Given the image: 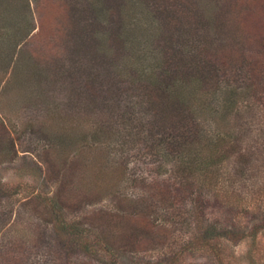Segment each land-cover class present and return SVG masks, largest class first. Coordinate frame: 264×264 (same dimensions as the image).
Returning <instances> with one entry per match:
<instances>
[{"label":"rangeland","instance_id":"obj_1","mask_svg":"<svg viewBox=\"0 0 264 264\" xmlns=\"http://www.w3.org/2000/svg\"><path fill=\"white\" fill-rule=\"evenodd\" d=\"M116 1H105L103 17L89 8L90 20L82 19L74 26L60 0H0V184L6 190L0 197V264H218L219 256L226 264H264V83L254 84L252 89L246 84L256 74L255 59L258 64L261 53L250 61L254 64H245L250 73L240 76L246 89L238 94L234 115L209 116L207 124L204 121L206 131L218 127L241 135V148L247 152L243 158L248 162L246 171L242 173L230 159L219 167V181L212 189L197 181L187 200L166 191L173 218L164 220L163 205L157 203L149 225L137 209H131V203L138 202L142 193L159 196L157 187L152 190L150 184H163L169 176L159 172L156 162L160 156L152 153L162 148L159 137L156 135L150 148L145 145L149 131L131 136L117 132L114 140L88 135L83 140L90 125L79 121V115L58 118L77 72L67 77L69 62H65L62 74H50V68L64 59L74 62L68 57H77L82 63L72 66L80 68L100 54L110 69L124 76L132 59L119 47L123 43L128 47L131 39L125 37L130 32L138 35L136 48L146 69L160 56L154 45L166 33L167 22L178 29L174 35L198 32L207 41L224 39V53L243 60L245 49L251 50L245 38H253L251 45L256 44L264 33V0L252 3L251 9L241 8L242 19L233 16L232 20L227 9L234 7L238 14L244 0H124L127 4L117 13ZM165 1L169 11L160 12L166 16L156 14ZM197 27L200 30L194 29ZM153 81L150 76L149 82ZM175 86L179 88L180 81ZM233 88L236 86L227 85L228 91ZM211 92L206 94L207 101L217 104L222 92L217 97ZM136 96V90L130 88L115 98L106 123L113 122L120 131L128 114L141 118L149 99L143 97L139 105L143 98ZM58 120L74 127L70 137L61 134ZM56 135L61 137H53ZM58 187L62 188L57 201H64L61 214L65 223L77 222L84 228L96 251L73 249L68 245L70 236L64 240L54 229L57 216L49 201L55 200ZM158 188L166 190L164 185ZM214 222L247 236L236 243L221 239L219 256L208 247L193 248L187 243L203 224ZM258 224L262 225L260 232L251 236L249 232ZM101 238L112 244L110 251L99 244Z\"/></svg>","mask_w":264,"mask_h":264},{"label":"trees","instance_id":"obj_2","mask_svg":"<svg viewBox=\"0 0 264 264\" xmlns=\"http://www.w3.org/2000/svg\"><path fill=\"white\" fill-rule=\"evenodd\" d=\"M60 1L63 2L67 10V19L71 20L74 26H78L82 19L90 20L92 14H90L89 8L101 17L106 12V0H81L80 3L77 0H71L69 4L65 0ZM130 1L135 3L133 0ZM261 1L244 0L239 4L238 14L234 12L235 8L231 7L227 9L228 16L231 20L233 16L242 19L243 15L239 12L241 8L251 9L252 3L260 4ZM115 3L116 13L121 10L123 4H127L124 0H117ZM165 3L167 2H161L159 7L156 8V14L160 11H169ZM160 13L165 14V12ZM169 13L173 14V10H170ZM76 16H79L78 20ZM218 19L223 24L220 17ZM225 25L229 28L228 22L225 21ZM133 26L139 27L137 24H133ZM167 26L166 33L162 34V37L158 38V42L154 45L157 54L160 56L154 58V62L147 65L146 69L144 59L141 58V53L136 48L138 35L135 32H130L125 37L131 39L128 47L124 48L126 45L124 43L122 47H119V50L123 52L126 50L125 53L129 54L128 57L132 59H128L130 60L127 65L129 69L124 76H119L115 69H110V66L100 54L92 58V62L88 65H82L80 68L72 66L75 63L77 65L82 63L77 57H68L69 60L73 59L74 62L64 59L62 63L55 64L54 68H50L51 73L49 72L51 75L52 73H60L61 70L66 69L67 64L65 62H69L68 70H66L67 77L77 72L69 89H67V96L65 95L66 97L62 102L64 109L61 110L58 118L67 120L72 115H79V121L83 119L87 125H90V130L83 132V140L88 139V135H92L94 139L96 137L97 140L101 136H108V138L114 140L117 137V132L131 136L142 131H149L145 145L150 148L155 145L153 143L156 141V135L159 137L158 146L160 145L162 148L152 153L160 156H158L156 162L159 172H167L169 176L163 184L159 182L150 184L152 190L155 186L157 187L160 193L159 196L155 192L154 194L142 193L138 202L131 203V209H137L136 211H139V214L144 217L147 225L153 222L151 216L157 203L159 206L163 205L165 210L162 212L163 217L165 216L164 220L173 218V204L168 199L166 191L169 194L174 191L178 199L187 200L192 196L190 191L192 185L197 181H200L208 189H212L219 181V167L230 159H233L234 163L240 166L242 173L246 171L244 164L248 162L243 158L247 156V152L241 148L239 142L241 135L231 129L221 130L218 127L214 132L206 131V120L209 116L215 118L216 115L224 118L225 116L234 115L240 90L244 91L246 84L252 89L255 87L254 84L258 87L264 83V33L256 44L253 40L254 44L251 45L253 38H245L246 43H249L250 46L248 48L251 50L244 48L245 58L239 60L233 54L224 53L223 48L226 45L225 43L222 44L224 39L214 40L215 42L207 41L198 32L191 36L178 33L174 35L173 33L178 32V29H175L173 24L169 22H167ZM194 29L200 30L198 27ZM134 53L135 57L131 58ZM257 53H261V61L256 64L259 60L255 59L256 74L253 75V80L250 77V82L246 80L247 83L245 84L240 76H248L247 73H250V67L245 68V64L248 63V66H251L253 62L250 61L256 57ZM130 62L131 64H129ZM150 76L154 80L153 82H149ZM177 81H180L179 88L173 87ZM182 85H184V89H181ZM227 85H230V87L235 85L236 88L228 91ZM130 88L132 92L136 90V95H138L136 97L141 99L146 96L149 101L143 105V116L138 119L135 113L128 114V118L124 120L122 130L119 131L120 126L117 128V126H112L113 122L106 123L105 118L109 119L107 113L113 110L115 98L118 99L121 93H125ZM209 91H212L211 95H216V97L217 93L222 92L218 100L219 106L218 101L217 104L213 100L211 102L207 101L209 99L206 94ZM163 97H166V101L160 102L159 99ZM144 99L140 101L139 105L143 104ZM149 114H151L150 117H148ZM125 115L127 114L125 113ZM61 120L58 121L61 122ZM204 121L206 124H204ZM216 122H218L217 119ZM59 126L61 134L63 131L65 137H70L71 129L74 127L69 126L67 121L63 124L62 122L59 123ZM53 137L60 138L61 136L56 135ZM124 143L122 142L121 145L126 150ZM127 152L128 150L121 151V154L125 155ZM163 185L166 187L164 192L158 188ZM58 188L59 191L53 197L55 200L49 201L51 209L56 212L55 216H57L54 229L64 240H69L70 236L72 242L68 245H72L73 249L77 247L84 252L96 251V244H92L91 240L86 237L87 234L84 228L78 226L77 222L65 223L64 216L61 214L64 209V201L60 203L57 201V198L62 196V188ZM5 191V188L0 184V197L5 195ZM261 227L260 224L256 225L249 232L250 235L256 236ZM198 230H200L199 233L192 236V239H189L190 241L188 240L187 243L193 248L208 247L216 256H219L217 246H219L218 242L221 239L224 238L236 243L247 236L240 230H234L228 226L220 227L215 222L203 224ZM99 244L103 246L104 250H109L112 245L102 238ZM219 257L218 264H226L223 256ZM112 264H119V262L115 261ZM153 264H159V261Z\"/></svg>","mask_w":264,"mask_h":264}]
</instances>
